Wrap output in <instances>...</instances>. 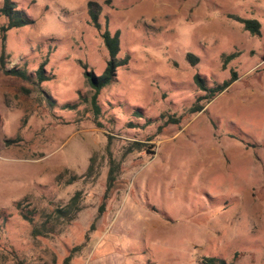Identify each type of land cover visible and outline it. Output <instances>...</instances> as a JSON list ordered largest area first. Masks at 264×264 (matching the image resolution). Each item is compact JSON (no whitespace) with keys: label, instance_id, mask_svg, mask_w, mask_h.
Returning <instances> with one entry per match:
<instances>
[{"label":"rangeland","instance_id":"374dc122","mask_svg":"<svg viewBox=\"0 0 264 264\" xmlns=\"http://www.w3.org/2000/svg\"><path fill=\"white\" fill-rule=\"evenodd\" d=\"M10 1L32 23L1 32L0 16V264H264V0ZM104 28L126 62L94 116L82 66L103 71ZM231 73L207 103L192 81Z\"/></svg>","mask_w":264,"mask_h":264},{"label":"trees","instance_id":"16d2710c","mask_svg":"<svg viewBox=\"0 0 264 264\" xmlns=\"http://www.w3.org/2000/svg\"><path fill=\"white\" fill-rule=\"evenodd\" d=\"M99 11H100V7L96 3L88 2L86 4V12L89 19V23L96 30H99V25L97 23ZM0 16H2L5 19V25L4 27L1 28V32H5L12 28H19L25 25H30L32 23L30 18L27 17V15L24 12L15 9L13 3L10 0H2L0 5ZM235 20L239 24H241L242 29L248 32L250 35L252 36L258 35L259 25L256 21L244 20L239 18H236ZM99 37L107 54V60L103 71L101 72L100 75L95 76L92 72L87 71L85 66H82V70H83L82 75L83 78L85 79L87 87L90 90V96L88 102L94 116L98 115L99 113V108L96 104V98L100 89L109 85L113 81L115 75L114 73L115 69L126 62V58L123 60L116 59L118 53V31H114L112 34H110L104 28L100 32ZM235 56L236 54H230L228 56H224L221 62V67L224 68V66ZM186 59L191 66L195 65L197 62V59L190 54L186 55ZM0 61H1V57H0ZM42 68H43V64H40L35 71L38 81H42L45 79V77L42 76L43 73ZM3 73L24 79L26 77L24 73L19 72L18 70H15L13 68L9 70H3ZM192 81L198 90L207 93L206 97H204L203 99L207 103L214 96H216L217 94L221 93L224 89H226L233 81H235V75L234 73H231L230 78L228 80L222 82L220 85L214 86L209 89H207L204 86L203 79L198 75H194L192 77ZM72 107L73 106H67L66 108L71 109ZM202 108H203L202 105H193L188 111L190 113L193 112L197 113L200 112ZM17 209L19 211V216L21 217L22 220L28 223L32 222V217H33L32 214L34 213L33 210H28V209L23 210L19 207V204H17ZM76 211H77V194H75L64 207L53 210L52 218L55 220H63L68 222L72 219L73 214ZM48 232L49 231H47V229L45 228L44 223H41L39 227H33L31 229L32 236H39L41 234H47ZM68 259L69 256H67L64 259V262H67ZM202 264H229V263H225L223 261H217L214 259H203Z\"/></svg>","mask_w":264,"mask_h":264},{"label":"crops","instance_id":"0c3cea01","mask_svg":"<svg viewBox=\"0 0 264 264\" xmlns=\"http://www.w3.org/2000/svg\"><path fill=\"white\" fill-rule=\"evenodd\" d=\"M93 264H120V260L112 257L111 254H100V257Z\"/></svg>","mask_w":264,"mask_h":264}]
</instances>
